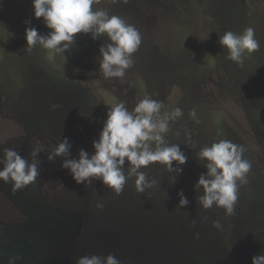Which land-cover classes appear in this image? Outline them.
<instances>
[{"label": "rangeland", "instance_id": "rangeland-1", "mask_svg": "<svg viewBox=\"0 0 264 264\" xmlns=\"http://www.w3.org/2000/svg\"><path fill=\"white\" fill-rule=\"evenodd\" d=\"M94 7L142 33L123 81L99 73L106 37L78 33L71 51L36 46L28 53L26 28L51 30L35 17L32 0H3L0 7V157L5 147L29 160L41 149L33 184L13 192L0 181V264L12 257L15 264H76L109 254L121 264H252L264 254V0H100ZM247 27L260 47L237 64L219 37ZM145 96L164 101L162 111L184 110L167 136L188 157L175 184L169 179L176 174L156 163L143 169L156 186L140 193L133 177L117 195L100 180L77 184L63 158L48 160L64 138L72 158L81 148L94 153L109 107L126 101L131 110ZM193 107L199 123L188 115ZM221 139L244 145L252 162L233 216L200 207L203 189L194 187L207 172L196 152ZM181 190L189 201L183 208ZM217 219L222 230L212 226Z\"/></svg>", "mask_w": 264, "mask_h": 264}, {"label": "clouds", "instance_id": "clouds-1", "mask_svg": "<svg viewBox=\"0 0 264 264\" xmlns=\"http://www.w3.org/2000/svg\"><path fill=\"white\" fill-rule=\"evenodd\" d=\"M34 15L43 18L49 31L41 34L35 27L26 28V52L31 53L36 46L56 53L71 51L75 45L76 34H91V38L105 42L99 49V73L105 79L119 78L123 81L126 71L135 64L134 54L142 44L143 36L135 24L129 23L119 15H111L106 9L94 7L100 0H32ZM113 3H128V0H112ZM3 0H0V7ZM30 24L31 21H26ZM219 43L227 49V59L243 64L245 53H253L260 47L255 38V29L247 27L241 34L226 31L219 37ZM165 109L164 101L145 96L135 107L129 110L126 101H120L109 107L99 138L93 140L94 153L79 149V158H72V144L68 138L62 139L48 153V160L54 162L57 157L63 158L62 168L70 170L77 184L86 188L94 180L120 195L129 179L135 177L136 190L144 193L156 186L155 179H149L143 170L152 164L164 166L171 175L169 183L175 184L177 176L183 173V166L188 157L181 150L180 144L170 143L167 139L171 131L170 124L184 115L181 107L171 111ZM189 117L196 123L197 109L193 107ZM179 135V133H177ZM191 141V135H187ZM39 147L30 152L31 159L22 157L16 148L5 147L0 157V181L11 183L12 191H20L33 184L40 176L41 160ZM246 148L231 140L221 139L210 146H204L196 152L197 160L206 169L201 173L195 190L203 194L197 196L198 204L205 210L213 206L223 208L225 215L233 216L239 199L240 189L249 184V173L252 162L245 157ZM127 160V167L126 165ZM173 162L176 166L173 167ZM177 207L189 204L183 190ZM103 208L102 203L97 204ZM195 221H193V225ZM212 226L222 230L219 219L212 221ZM199 239L200 234L196 233ZM264 251V250H262ZM18 257L9 259L15 264ZM76 264H121L115 255L106 257L91 255L82 256ZM252 264H264V254L254 256Z\"/></svg>", "mask_w": 264, "mask_h": 264}, {"label": "trees", "instance_id": "trees-1", "mask_svg": "<svg viewBox=\"0 0 264 264\" xmlns=\"http://www.w3.org/2000/svg\"><path fill=\"white\" fill-rule=\"evenodd\" d=\"M242 5L246 6L245 4H242Z\"/></svg>", "mask_w": 264, "mask_h": 264}]
</instances>
